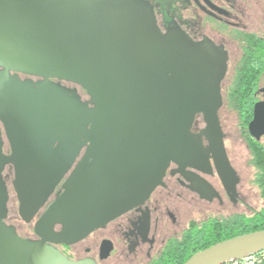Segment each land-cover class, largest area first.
Instances as JSON below:
<instances>
[{"label": "flooded vegetation", "instance_id": "af4514ba", "mask_svg": "<svg viewBox=\"0 0 264 264\" xmlns=\"http://www.w3.org/2000/svg\"><path fill=\"white\" fill-rule=\"evenodd\" d=\"M14 1L26 5L30 14L25 17L27 24L15 22L0 32V54L12 62L42 68H52L53 60L63 59L90 77L83 84L0 64V72L9 74L6 84L31 97L41 93L42 100L52 86L60 84L67 104L76 106V121L80 119L78 127L60 128L53 136L52 149H76L75 156L57 169L59 181L32 212L19 209V195L13 189L19 180L15 149L20 131L0 114V183L6 191L0 219L22 241H40L35 222L93 161L96 148L92 143L99 133L91 128V120L94 116L99 121L102 97L126 93L125 87L132 90L135 53L145 48L131 35L136 11L142 7L173 52L178 50L172 56L175 62L163 60L166 70L160 81L163 93L172 99L180 97L182 105L185 101L190 106L182 132L183 149L169 160L144 198L80 238L64 240L66 221L56 222L47 245L67 264H158L176 251L174 247H182L194 227L206 222L229 224L235 216L262 207L251 162L253 148L264 151V129L254 135L249 123L254 117L264 120V56L256 55L264 43V0H80V25L72 20L73 15L61 11L63 5L73 9L75 0ZM139 16L145 19L146 15ZM87 70L92 72L88 75ZM239 92L243 103L238 109L234 101ZM200 101L208 103V113L198 106ZM230 114L237 125L233 132H226ZM118 115L122 118L128 112L118 110ZM237 142L249 150L251 183L261 200L250 212L252 206L242 196V189L247 188L240 186L242 169L236 162L241 156L231 152ZM10 176L17 201L15 219L9 218Z\"/></svg>", "mask_w": 264, "mask_h": 264}, {"label": "water", "instance_id": "95a60500", "mask_svg": "<svg viewBox=\"0 0 264 264\" xmlns=\"http://www.w3.org/2000/svg\"><path fill=\"white\" fill-rule=\"evenodd\" d=\"M75 1L77 4H72L73 9L70 5H63L61 11L62 15H73L72 20L80 25V0ZM136 5L139 3L136 2ZM27 13L30 14L26 5L14 0H0V32L15 22L27 24ZM140 13L146 15L145 19L140 18ZM135 22L131 35L137 45L141 43L145 48L135 53V80L129 86L132 90L124 86L126 93L103 96L102 105L97 109L100 114L99 121H95L94 116L91 120V128H95L99 133L92 143L96 148L93 161L72 179L65 191L35 222L34 231L41 237L40 241H22L0 219V264H67L59 252L46 243L50 240L56 222L66 221V230L62 232L64 240L65 237H83L124 208L144 198L159 181L169 160L183 149L182 132L186 115L191 110L190 106L186 105L185 101L182 105L180 97L172 99L163 93L160 81L166 70L163 60H167V63L175 62L172 56H177L178 50L173 52L175 49L170 48L158 34L149 12L143 7L136 11ZM67 39L69 42V36ZM75 54L76 58H80L79 52ZM8 63L20 70L83 84H88L90 79L80 68H77L79 73L63 72L54 68L12 62L0 54V64L8 66ZM175 67L176 63L173 68ZM86 72L89 75L92 71ZM109 73L112 74V71L109 70ZM8 76L7 70L0 72V114L1 117L8 116L13 126L20 131L16 140L17 158L20 154L19 145L23 130L35 121L43 106H49L52 101L50 89L42 100L41 93L31 97L17 86L6 84ZM62 104L63 109L60 110L56 123L54 122V135L60 128L74 129L80 124V119L77 122L74 116H77L76 106L67 104L65 98ZM258 105L262 104L258 103L256 106ZM198 106L208 113V103L200 101ZM118 110H125L128 115L121 118ZM120 119L123 123H119ZM249 129L252 134H258L264 129V120L259 122V117H254L249 123ZM75 152L76 149H72L69 156L60 162L57 156L53 155L38 156L35 161L23 162L15 158L19 180L14 184L19 195V209L25 207L31 208L32 212L36 211V205L46 199L49 189L59 181L60 172L57 169L63 165L67 166L73 160ZM40 161H43L42 165ZM49 164L51 168H48ZM37 173L41 176L37 177ZM5 200L6 191L0 183V211ZM262 250L264 229L213 243L194 252L182 264L230 263L243 260Z\"/></svg>", "mask_w": 264, "mask_h": 264}, {"label": "rangeland", "instance_id": "374dc122", "mask_svg": "<svg viewBox=\"0 0 264 264\" xmlns=\"http://www.w3.org/2000/svg\"><path fill=\"white\" fill-rule=\"evenodd\" d=\"M50 64L52 65V68L56 70L79 73V70H77V68L73 65L61 60H53ZM49 94H51V104H49V106H43L35 121L29 124L22 132V140L19 145L20 154L19 157L16 158L17 161H35L38 156L50 155V157H52L53 155V157L57 156L56 158L60 162L68 157L71 152V150L66 146H60L54 150L49 148L50 142L54 136V122L56 123L58 115L61 112L60 110L63 109L64 104H62V101L65 97V91L60 84H55V86L50 88ZM226 124V132H233V128L237 125L234 121L233 114H230V118ZM234 146L235 150H231V152H236L237 154L239 153V157L241 156L236 162L242 169L240 186L244 187V189L247 188V190L242 189V196L252 206V208L248 210L246 209L247 212H250L251 209L259 207L261 204L259 192L256 186L251 183L253 169L249 163L250 153L244 143L237 142ZM11 179V176L7 179L10 191V201L8 202L10 208L9 218L15 219L17 201L13 191L15 186L13 189L11 187ZM241 209L245 210L244 207H241ZM233 210H235V208Z\"/></svg>", "mask_w": 264, "mask_h": 264}, {"label": "trees", "instance_id": "16d2710c", "mask_svg": "<svg viewBox=\"0 0 264 264\" xmlns=\"http://www.w3.org/2000/svg\"><path fill=\"white\" fill-rule=\"evenodd\" d=\"M256 55L260 57L264 56V43L262 44V51L257 52ZM241 88L242 85H239L238 90L240 91ZM241 99L239 92L237 94V100L234 101V106L238 109L243 103ZM252 160L251 163L255 170V183L259 188L263 200L262 207L257 212L235 216L229 224H224L223 222H206L198 227H194L189 231V236L184 239L182 247H174L176 251L171 255H167V258L164 261H159L158 264H182L194 252L213 243L239 234L264 229V151L256 147L253 148Z\"/></svg>", "mask_w": 264, "mask_h": 264}, {"label": "built area", "instance_id": "2783aa9c", "mask_svg": "<svg viewBox=\"0 0 264 264\" xmlns=\"http://www.w3.org/2000/svg\"><path fill=\"white\" fill-rule=\"evenodd\" d=\"M231 264H264V250L259 251L243 260L230 262Z\"/></svg>", "mask_w": 264, "mask_h": 264}]
</instances>
